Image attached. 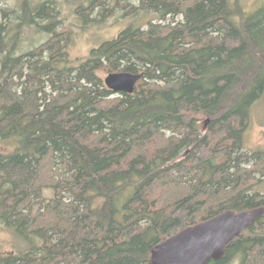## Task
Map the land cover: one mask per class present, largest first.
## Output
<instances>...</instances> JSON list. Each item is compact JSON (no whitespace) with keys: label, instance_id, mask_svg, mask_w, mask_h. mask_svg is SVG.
Instances as JSON below:
<instances>
[{"label":"trees","instance_id":"trees-1","mask_svg":"<svg viewBox=\"0 0 264 264\" xmlns=\"http://www.w3.org/2000/svg\"><path fill=\"white\" fill-rule=\"evenodd\" d=\"M34 1L0 6V141L13 148L0 152V225L26 244L0 264H152L185 228L264 207V151H245L264 95V6L116 0L154 17L74 66L55 0ZM110 1L88 0L86 21ZM32 27L51 38L19 55ZM101 72L143 77L116 94ZM235 257L264 264V216L209 264Z\"/></svg>","mask_w":264,"mask_h":264},{"label":"rangeland","instance_id":"rangeland-1","mask_svg":"<svg viewBox=\"0 0 264 264\" xmlns=\"http://www.w3.org/2000/svg\"><path fill=\"white\" fill-rule=\"evenodd\" d=\"M45 1L47 0H35L34 2L41 4ZM122 1L132 6H137L139 3V0ZM239 1L243 10L248 14L256 12L264 6V0ZM18 4L19 0H0V6L5 9H16ZM55 4L56 10L59 11L58 24L55 29L59 33H70L71 39L67 42V52L74 66L87 61L94 48L100 47L106 41L115 39L129 26L133 24L143 26L154 17L153 13L146 12L133 15L130 13V9L119 5L116 0H111L109 2L110 7H108L110 14L107 17H102L105 8L96 7L92 12V17L86 21L89 11H85L84 8L89 6L88 0H55ZM1 22L3 19L0 14ZM24 31L19 55L41 47L51 38L50 34L39 31L36 27L26 28ZM100 76L104 80L108 75L101 72ZM11 148L10 143L0 141V152H6ZM245 151L249 153L264 151V95L252 107L250 127L245 134ZM258 190L264 193V181ZM46 196L51 197L52 193H48ZM25 246L26 244L20 242L12 231L0 225V253H12ZM240 261L239 257H235L229 264H240Z\"/></svg>","mask_w":264,"mask_h":264},{"label":"water","instance_id":"water-1","mask_svg":"<svg viewBox=\"0 0 264 264\" xmlns=\"http://www.w3.org/2000/svg\"><path fill=\"white\" fill-rule=\"evenodd\" d=\"M143 75L109 74L105 85L116 94H133ZM264 216V207L226 211L189 226L151 251L152 264H209L221 260L227 247Z\"/></svg>","mask_w":264,"mask_h":264},{"label":"bare ground","instance_id":"bare-ground-1","mask_svg":"<svg viewBox=\"0 0 264 264\" xmlns=\"http://www.w3.org/2000/svg\"><path fill=\"white\" fill-rule=\"evenodd\" d=\"M140 5V4H139ZM102 6V5H101ZM137 6H138V3H137ZM120 7V6H119ZM121 8V7H120ZM97 11H98V9H97ZM126 13V12H125ZM142 75V74H141Z\"/></svg>","mask_w":264,"mask_h":264},{"label":"flooded vegetation","instance_id":"flooded-vegetation-1","mask_svg":"<svg viewBox=\"0 0 264 264\" xmlns=\"http://www.w3.org/2000/svg\"><path fill=\"white\" fill-rule=\"evenodd\" d=\"M241 259V258H240Z\"/></svg>","mask_w":264,"mask_h":264}]
</instances>
